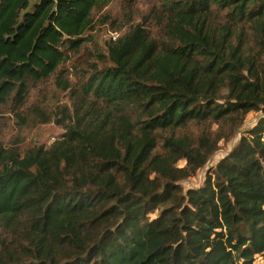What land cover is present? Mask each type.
I'll return each mask as SVG.
<instances>
[{"label": "trees", "instance_id": "1", "mask_svg": "<svg viewBox=\"0 0 264 264\" xmlns=\"http://www.w3.org/2000/svg\"><path fill=\"white\" fill-rule=\"evenodd\" d=\"M112 0H0V106L26 102L91 14ZM107 43V61L42 122L64 127L48 147L0 143V264H254L264 256V116L206 174L221 131L264 112V0H164ZM53 116V117H51ZM185 160V165L177 163ZM155 214V217H150Z\"/></svg>", "mask_w": 264, "mask_h": 264}, {"label": "rangeland", "instance_id": "2", "mask_svg": "<svg viewBox=\"0 0 264 264\" xmlns=\"http://www.w3.org/2000/svg\"><path fill=\"white\" fill-rule=\"evenodd\" d=\"M163 2L164 0H112L105 6L95 8L91 14L92 23L83 34L87 42L80 51L78 53L68 51L58 70L49 78L39 81L35 87H31L26 102L19 108L15 107L11 101L0 106V143L2 146L17 147L22 155L26 149L38 145L48 147L58 139L64 132V127L53 119L49 122H42L35 115V110H42L49 115L70 103L68 90L58 87V78L66 79L70 87L80 85L82 77H86L92 65L102 67L109 64L107 58L105 59L107 43L145 19L147 21L144 22L145 24L150 23L149 28L152 34L161 36V27L156 17L163 11ZM263 116L262 110H251L236 124L229 122L220 125L213 124L209 128L189 124L186 127L161 134V137L173 134L197 138L206 129L213 134L218 131L223 133L206 163L193 175L180 180L183 190L202 185L206 174L215 167L217 161L226 155L240 137L254 127ZM177 165L184 166L185 160L181 159ZM150 217H155V214H151ZM254 264H264V256L257 255Z\"/></svg>", "mask_w": 264, "mask_h": 264}]
</instances>
